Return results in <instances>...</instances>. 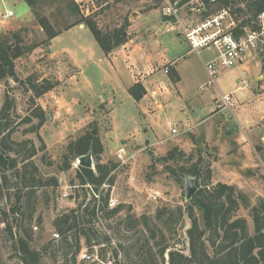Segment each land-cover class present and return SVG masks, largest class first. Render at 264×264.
Listing matches in <instances>:
<instances>
[{"label":"rangeland","instance_id":"374dc122","mask_svg":"<svg viewBox=\"0 0 264 264\" xmlns=\"http://www.w3.org/2000/svg\"><path fill=\"white\" fill-rule=\"evenodd\" d=\"M69 2L71 0H35V6L31 8L25 0H0V37L11 45L20 40L23 49L32 47L14 60L17 81L8 77L0 79V108L5 95L13 98L12 126L20 125L12 138L16 141L32 139L36 148L44 144V150L38 151L32 160L41 178L57 179L55 187L35 189V204L29 225L31 247L41 249L56 238L53 219L78 204L83 207L92 198L90 188L81 187L75 179L77 159L68 170L59 169L67 144L88 130H95L103 144V162L117 163L113 171L114 183L110 187L102 184V192H96L98 198L108 192L117 205L124 204L114 218L103 217L101 220L100 226L112 238L110 247L106 246L107 260L101 264H109L108 258L113 257L117 238H133V231H126L122 226L120 232H115V223L124 217L127 206H131L135 216H141L153 215L156 207L163 204L176 206L185 202L184 181H175L164 171L163 164L157 161L174 146L193 155L188 164L201 156L203 163L209 164L212 170L213 182L233 180L252 202L259 196L264 197V53L247 60L245 73L238 67L223 70L216 76L215 84L203 90L200 86L207 80L204 65L196 53H188L189 65L182 81L184 93L180 96L171 88V92L160 100L162 108L153 105V109L147 111L142 103L124 95V87L109 89L113 87L115 78L109 81L110 72L105 67L102 72L96 70V65L91 63L102 50L88 29L82 38L61 32L52 41L55 51L67 47L83 55L88 48L91 53L83 55L85 68L82 71L73 65L65 52L51 51V40H46L38 17L45 16L56 31L66 29L80 16L71 11ZM240 2L234 0L228 3L230 13L237 20L242 19L241 12L237 11L239 6L242 7ZM7 10L12 11L13 16L3 19L2 14ZM159 10L160 0H106L94 11V18L102 31L123 28L127 39L134 32L140 37L149 35L152 25L156 26L161 20ZM136 12L141 17H136ZM145 16L147 21L143 20ZM161 25L165 28L163 22ZM166 34L162 37L164 40L175 35L173 32ZM183 44L181 47L186 45ZM181 47L177 50L169 46L165 59L176 55ZM159 71L163 74L162 67ZM31 84H39L41 88L50 86V89L35 96L33 89L29 88ZM108 90L115 95L109 96ZM231 93V97L244 95L237 98L236 103L232 98L233 105L228 107L221 95ZM37 106L44 111L45 120L37 133H25L30 124H21L20 121L32 114ZM178 119L194 126L187 130ZM168 120L177 128L176 135L170 133ZM31 121V124L37 123L36 118ZM6 174L8 186L0 188V208L8 212L7 221L12 224L8 210L14 203L15 178L13 171ZM154 194H157L156 198H153ZM25 212L28 214L29 210ZM238 214L246 217L251 226L246 210L240 209ZM27 221L24 220V223L27 224ZM189 225V219L184 217L175 237L178 241L176 247L183 248L185 253H188L185 229ZM16 234L20 235L21 231H16ZM57 247L53 246L42 256V264H52L53 254L60 264L62 252H55ZM97 249L82 245L80 253L96 255ZM123 258L125 256L120 252L118 259L122 262ZM167 258L165 254L166 261ZM15 262L19 260L0 217V264Z\"/></svg>","mask_w":264,"mask_h":264},{"label":"trees","instance_id":"16d2710c","mask_svg":"<svg viewBox=\"0 0 264 264\" xmlns=\"http://www.w3.org/2000/svg\"><path fill=\"white\" fill-rule=\"evenodd\" d=\"M25 1L31 8L35 6V0ZM92 1L97 8L106 2V0ZM240 1L243 8L240 6L237 8L242 14L238 28L250 24L264 10V0ZM229 2L234 0H221L217 9L221 6L227 7ZM69 7L73 13L80 15L72 25L83 23L104 54H108L125 42L126 37L122 35L123 28L102 31L94 18L95 12L83 16L73 0L69 2ZM38 23L46 34L47 41L59 33L45 16H39ZM19 41L16 40L14 45H11L0 37V79L8 77L17 81L14 60L25 51L32 49V47L23 49ZM167 73L171 79L177 80L173 70L168 69ZM29 88L33 89L35 96H39L49 90L50 86L41 88L39 84H31ZM128 93L134 100L139 101L145 94V89L140 83H135L128 88ZM14 110L13 98L5 95L0 108V188L8 186L6 172L13 171L15 178L13 185L16 188L13 193L14 203L8 210L13 225L7 221L6 210L0 208V217L4 222V230L11 239V247L19 260L12 264H42V256L55 245H58L55 252H62L60 264L103 263L107 260L106 246L110 247L112 238L96 223L95 194L97 191L102 192V184H108L110 187L114 183L113 171L117 163L103 162V144L92 130L69 142L62 155L59 169L68 170L75 159L90 153L94 167L78 165L75 179L81 187L90 188L92 198L83 207L82 204H78L75 208L54 218L52 227L56 238L47 242L41 249L32 248L30 245L32 231L29 225L35 204V189L43 186L55 187L57 179L41 178L38 175V167L32 160L38 151L44 150V144L36 148L32 139L16 141L12 138L16 127L20 125L18 123L12 126L11 115ZM32 118L37 119L36 124H31ZM44 120V111L37 106L32 114L20 122L30 124L24 130L25 133H37ZM190 137L193 139L194 136L190 134ZM192 158L191 153H186L175 146L165 155L157 158V161L163 164L164 171L173 176L175 181L182 182L185 176L194 177L197 191L191 199L181 205L157 206L153 215L135 216L131 212V206H127L124 217L115 223V232H120L119 228L122 226L126 231H133V238L132 240L117 238L113 257L108 258L109 264H264V197L259 196L252 202L235 185L220 181L213 182L209 164H204L201 156L188 164ZM108 197V192L101 194L100 205L103 217L110 219L122 210L124 204L108 208ZM26 209L29 210L28 214L25 212ZM240 209L247 211L251 226L246 217L238 214ZM184 217L190 222L189 227L185 229L188 253H185L183 248H177L178 241L175 240ZM24 220H28L27 224ZM16 231H21V234L17 235ZM82 245L89 249L97 247L98 260L79 259ZM120 252L125 256L122 262L118 259ZM165 254L168 257L167 261ZM51 259L52 264H58L54 254Z\"/></svg>","mask_w":264,"mask_h":264},{"label":"built area","instance_id":"2783aa9c","mask_svg":"<svg viewBox=\"0 0 264 264\" xmlns=\"http://www.w3.org/2000/svg\"><path fill=\"white\" fill-rule=\"evenodd\" d=\"M73 1L79 6L83 16H88L97 9L92 0ZM220 3L221 0H160V16L161 22L165 24V32L181 35L190 51L197 54L201 49L215 50V55L203 64L207 80L200 86L201 90L215 84L216 76L223 70L238 67L245 73L247 60L264 53V10L250 24L238 28L240 19L232 16L229 5L217 9ZM241 6L243 7L242 4ZM11 16L13 13L10 10L2 14L3 19ZM167 71L168 67L164 66V72ZM221 99L226 106L233 105L231 94H223ZM167 124L170 133L176 135L178 130L173 122L168 120ZM95 197L96 223L100 226L103 210L97 193ZM156 197L157 194H154L153 198ZM116 205V200L108 197L107 207L113 208ZM79 259L98 260L96 255L85 252L79 254Z\"/></svg>","mask_w":264,"mask_h":264},{"label":"crops","instance_id":"0c3cea01","mask_svg":"<svg viewBox=\"0 0 264 264\" xmlns=\"http://www.w3.org/2000/svg\"><path fill=\"white\" fill-rule=\"evenodd\" d=\"M136 17H141V14H138ZM143 20L147 21L146 16L143 18ZM160 22H157L156 26L152 25L153 28L149 35L140 37V35L134 32L131 37H127L123 44L114 48L108 54H104L102 51L101 54L98 55L97 59H92L91 62L96 65V70H100L102 72L104 69L103 67H105L106 70L110 72V75L108 74L109 81L115 78L113 87H110L109 89L124 87V95H129L132 98V96L128 93V88L135 83H140L145 89V94L139 101H135L140 104L142 103L147 111L152 110L153 105L157 106L159 109L162 108L163 106L160 104V100L171 92V88L174 89V91H176V93L180 96L182 93H184L182 81L185 75L184 72L187 69V65H189L187 64L188 58L186 55L192 52L190 51L185 39L178 33L173 32L175 35L169 36L168 38H165L166 40H164L162 37L163 35L167 34ZM86 29L87 28L83 23L76 25L70 24L66 29L58 31L59 33L54 38H57L61 32H66L71 37L75 36L77 38H82V36L85 35L84 31ZM54 38L51 39L49 45L51 51L55 53L57 51L65 52L67 55H69L73 65L78 67L79 70L81 68L80 71H82L85 68V57H83V55H90L88 48H86L83 55L76 53L73 48L67 47H62L61 49H57V51H55L52 48V41ZM182 43L186 45L181 47ZM169 46L171 48H177V50L180 47L181 49L178 51V55L176 54L173 57L171 55L170 58L166 60L165 54L167 56V53L170 51ZM197 55L201 59L203 65V62L215 55V50L201 49ZM99 63L101 65H98ZM89 64L90 63L87 65ZM164 66H168L169 70L174 71V73L177 75V80L171 79L169 74L164 72ZM160 67H162L163 74H159ZM102 79L105 80V77ZM149 94L151 97H149ZM108 95L113 97L115 94H111L110 92ZM243 95L244 93H241L239 96H234L232 98L236 103L237 98L239 99ZM103 96L104 94L99 95V98H102ZM178 121L180 120L178 119ZM180 122L181 125H185L187 127V130H191V128L194 126L193 124L187 125V121ZM241 148L244 149V146L242 145ZM220 182L233 184L236 186L233 180L225 179L221 180Z\"/></svg>","mask_w":264,"mask_h":264},{"label":"water","instance_id":"95a60500","mask_svg":"<svg viewBox=\"0 0 264 264\" xmlns=\"http://www.w3.org/2000/svg\"><path fill=\"white\" fill-rule=\"evenodd\" d=\"M122 35H126L125 32L122 33ZM93 133L95 134L96 131L94 130ZM77 165L87 167V168H93L94 164L92 163V157L91 154L88 153L84 156H80L77 158ZM184 188H185V201H188L192 198V196L197 191V186L195 184V178L191 176H185L184 177Z\"/></svg>","mask_w":264,"mask_h":264}]
</instances>
